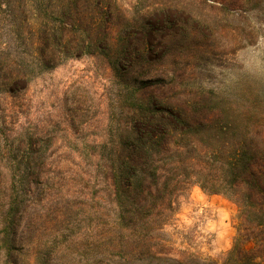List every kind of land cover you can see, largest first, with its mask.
<instances>
[{"label":"trees","instance_id":"16d2710c","mask_svg":"<svg viewBox=\"0 0 264 264\" xmlns=\"http://www.w3.org/2000/svg\"><path fill=\"white\" fill-rule=\"evenodd\" d=\"M31 4L23 21L33 26L7 33V70L0 47V93L14 94L33 76L83 56L104 58L121 87L108 138L91 145L94 172L104 176L113 198L103 245L122 256L107 264H137L138 256L186 264L149 245L137 248L132 236L147 239L162 230L175 217L180 196L194 185L238 206L237 234L224 264H264V127L243 123L241 116L251 115L230 110L229 98L212 89L185 94L176 79L151 76L156 55L181 51L189 40L198 45L200 25L190 20L219 8L217 0L164 2L181 5L188 16L142 24L117 0ZM12 123L10 134L0 132V143L7 138V147L0 144V254L4 264H24L39 252L25 229L28 208L39 201L38 184L55 179L44 172L54 174V162L36 133L17 135Z\"/></svg>","mask_w":264,"mask_h":264},{"label":"rangeland","instance_id":"374dc122","mask_svg":"<svg viewBox=\"0 0 264 264\" xmlns=\"http://www.w3.org/2000/svg\"><path fill=\"white\" fill-rule=\"evenodd\" d=\"M168 1L186 0H117L139 24L167 15L188 16L181 5H163ZM217 2L219 8H206L190 20L200 25L198 45L189 40L181 51L159 52L151 76L176 79L185 94L212 89L229 98L230 110L251 115H242L243 123L264 127V0ZM30 6L31 0H0V47L6 70L7 33L33 26L23 21L32 12ZM171 24L164 27L170 29ZM152 41L159 45V38ZM120 90L104 58L83 56L33 76L14 94L0 93V132L10 134L15 122L17 135L25 130L36 133L54 162V174L44 172L55 179L38 184L39 201L28 208L25 229L39 252L24 264H107L122 257L103 245L113 198L104 176L94 172L91 148L108 138L111 109L118 107ZM0 144L7 147V138ZM176 208L175 217L159 232L147 239L132 236L136 247L149 245L158 255L186 264H224L237 234V204L194 185L180 196ZM4 263L0 254V264ZM136 263L164 261L138 256Z\"/></svg>","mask_w":264,"mask_h":264}]
</instances>
